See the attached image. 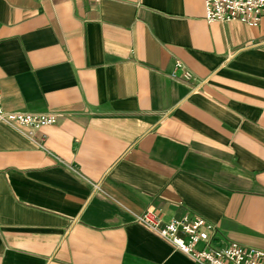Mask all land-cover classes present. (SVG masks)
I'll list each match as a JSON object with an SVG mask.
<instances>
[{
    "label": "crops",
    "instance_id": "1",
    "mask_svg": "<svg viewBox=\"0 0 264 264\" xmlns=\"http://www.w3.org/2000/svg\"><path fill=\"white\" fill-rule=\"evenodd\" d=\"M0 106L56 113L0 120V264H198L133 219L145 208L264 249V12L0 0Z\"/></svg>",
    "mask_w": 264,
    "mask_h": 264
},
{
    "label": "built area",
    "instance_id": "2",
    "mask_svg": "<svg viewBox=\"0 0 264 264\" xmlns=\"http://www.w3.org/2000/svg\"><path fill=\"white\" fill-rule=\"evenodd\" d=\"M203 7L206 21L237 19L256 25L264 12V0H203ZM174 67L180 70L177 77L194 79L191 71L179 60L174 61ZM0 120L15 128L24 126L35 129L54 122L56 113L6 110L0 106ZM133 219L166 239L198 264H264L263 248L244 246L235 240H227L222 245L213 244L216 226L202 215L183 213L162 220L150 208H145L134 214Z\"/></svg>",
    "mask_w": 264,
    "mask_h": 264
}]
</instances>
